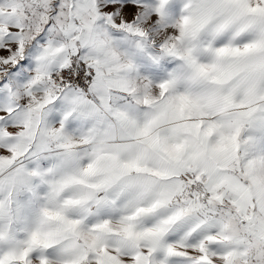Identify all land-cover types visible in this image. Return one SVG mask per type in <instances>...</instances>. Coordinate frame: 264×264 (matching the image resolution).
<instances>
[{
	"label": "snow or ice",
	"instance_id": "snow-or-ice-1",
	"mask_svg": "<svg viewBox=\"0 0 264 264\" xmlns=\"http://www.w3.org/2000/svg\"><path fill=\"white\" fill-rule=\"evenodd\" d=\"M0 264H264V0H0Z\"/></svg>",
	"mask_w": 264,
	"mask_h": 264
}]
</instances>
